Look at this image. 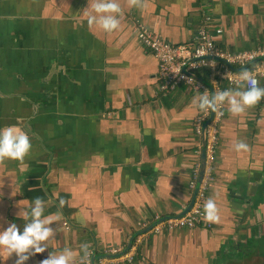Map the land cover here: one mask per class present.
<instances>
[{
    "label": "crops",
    "instance_id": "1",
    "mask_svg": "<svg viewBox=\"0 0 264 264\" xmlns=\"http://www.w3.org/2000/svg\"><path fill=\"white\" fill-rule=\"evenodd\" d=\"M117 2L121 27L109 33L89 28V0H0V129L19 126L33 145L23 171L0 164V225L22 230L18 214L37 197L44 215L62 213L55 246L26 264L83 243L96 259L138 236L134 264H264V99L239 116L226 107L209 192L221 222L152 231L157 215H181L193 200L203 139L192 102L202 91H161L158 60L132 18L183 44L210 16L221 48L251 50L264 44V0H147L144 10ZM207 73L198 78L208 83ZM233 141L250 150L237 153ZM53 193L71 206L60 209ZM15 259L0 252V264Z\"/></svg>",
    "mask_w": 264,
    "mask_h": 264
},
{
    "label": "built area",
    "instance_id": "2",
    "mask_svg": "<svg viewBox=\"0 0 264 264\" xmlns=\"http://www.w3.org/2000/svg\"><path fill=\"white\" fill-rule=\"evenodd\" d=\"M132 18L139 40L153 52L158 60L160 89L165 94L182 83L189 85L194 90H200L202 93L207 90L210 94H214L216 90H226L235 86L224 78L226 73L232 72L235 75L244 68L251 71L259 69L256 77L259 81L261 77H264V44L256 49L243 51H229L221 48L207 26L208 22L212 20L210 16L205 17V24L199 28L194 40L183 44L170 42L163 35L152 30L142 19L136 16ZM217 32L221 33L222 28H218ZM198 51L201 53L199 56H197ZM177 69H179L178 72ZM204 69L208 72V83L196 76ZM189 80L191 82H188ZM226 107L222 109L223 115L219 117L214 112L213 116L211 112L208 116L199 112L195 117L196 135L203 137L205 134V165L201 178V162L198 161L193 166V175L189 186L194 192L196 191L194 202L190 209L182 215L168 217L157 215L155 217L156 224L152 228L154 233H161L164 229L211 226V223L204 219L203 205L209 198V192L216 178V153ZM205 122L206 126L204 127ZM64 226L69 228V222L64 221ZM141 242L142 236H138L129 248L121 245L112 246L106 250L104 255L96 259L94 251L90 249L92 252L90 264H134Z\"/></svg>",
    "mask_w": 264,
    "mask_h": 264
},
{
    "label": "clouds",
    "instance_id": "3",
    "mask_svg": "<svg viewBox=\"0 0 264 264\" xmlns=\"http://www.w3.org/2000/svg\"><path fill=\"white\" fill-rule=\"evenodd\" d=\"M131 7L141 10L147 8V0H128ZM90 11L86 13L89 28L97 26L105 32H113L121 27L123 9L117 0H89ZM95 13V14H92ZM201 55L198 51L197 56ZM177 72L179 69L176 70ZM260 70H248L244 68L238 74L228 72L225 75L234 88L216 90L215 93L204 91L194 97L193 106L204 116L215 113L217 117L223 115L222 109L227 106V111L232 116L242 115L247 108L257 105L264 99V87L259 86L256 78ZM188 82H191L189 80ZM232 147L237 153L248 152L249 145L243 141H233ZM33 148L28 132L19 126L12 125L0 129V164L6 160L18 161L21 171L24 170V162L29 157ZM53 197L59 200V208L65 205L71 206V202L61 198L58 193ZM52 202L51 198L49 203ZM46 202L37 197L33 201L30 211L22 210L18 216L26 221L23 229L16 223H10L6 229L0 225V252L6 253L10 258L15 254V264H26L30 258L42 254L50 247L55 246L57 229L51 227L53 223L62 218V213L57 212L51 215H44ZM204 219L209 223H220V209L214 198L209 197L203 205ZM122 218H126L121 214ZM92 252L87 243L80 245L79 252L65 247L60 252H50L48 257L40 264H90ZM77 257L78 260H77Z\"/></svg>",
    "mask_w": 264,
    "mask_h": 264
},
{
    "label": "water",
    "instance_id": "4",
    "mask_svg": "<svg viewBox=\"0 0 264 264\" xmlns=\"http://www.w3.org/2000/svg\"><path fill=\"white\" fill-rule=\"evenodd\" d=\"M251 64V63H250ZM249 64V65H250ZM248 65V66H249ZM232 68H235V67H233V66H231ZM236 69V68H235ZM242 69V68H241ZM196 76H198V75H196ZM212 116H213V113H212ZM206 126V122L204 123V127ZM202 139H203V151H202V161H201V176H200V178L202 177V175H203V172H204V165H205V149H204V145H205V134H203V137H202ZM195 194H196V191L194 192V197H195ZM194 197H193V200H192V202L190 203V205H189V207H187L186 209H185V211L182 213V214H184V213H186L189 209H190V207L192 206V204H193V202H194ZM181 214V215H182ZM135 238V237H134ZM134 238L131 240V242L129 243V245L127 246V248H129L130 246H131V244H132V242H133V240H134Z\"/></svg>",
    "mask_w": 264,
    "mask_h": 264
}]
</instances>
